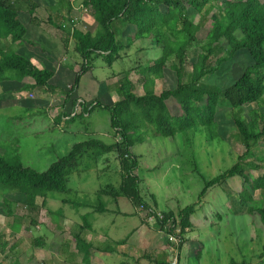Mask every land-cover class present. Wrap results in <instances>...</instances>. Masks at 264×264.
<instances>
[{
  "label": "trees",
  "instance_id": "obj_1",
  "mask_svg": "<svg viewBox=\"0 0 264 264\" xmlns=\"http://www.w3.org/2000/svg\"><path fill=\"white\" fill-rule=\"evenodd\" d=\"M66 1L67 13L75 6H81L78 14L68 15V24L57 22V17L55 21L52 18L49 21L61 32L65 51L70 38L74 39V50L81 62L72 85L63 90L62 104H67L70 109L65 114L60 113L56 121L64 115L70 116L71 109H75L72 118L75 119L96 107L104 108L110 113V126L118 138L109 143L98 138L75 142L42 171L24 165L17 150L11 149V152L0 154V185L16 191L30 209H37L46 204L47 192L69 191L68 175L78 167L79 160L89 149L105 153L115 151L121 168L120 183L117 187L108 184L98 190V204L93 210L106 211L102 196H109L114 201L125 197L136 208H141L146 217L153 216V226L165 233L170 257L155 259L154 264H170L175 254L182 264L183 248L186 256L199 259L201 242L187 237L197 202L177 210L159 209L154 194L150 195L152 204L147 202L140 193L139 160L132 148L142 142V134L149 129L147 125H152L156 134L173 141L177 133L188 130L204 131L208 140L221 141L216 113L219 105L225 103L233 113L229 122L235 127L244 152L224 172L204 180L198 199L203 198L210 187L239 176L242 178L241 190L235 195L226 191L233 214L251 217L255 227L259 222L264 226V205L261 199L252 196V191L264 192V153L255 155L252 151L255 144L264 141V0H71L70 5ZM37 7V0H0V42L8 38L12 43L22 42L26 26L20 13L28 12L35 22L37 18L33 13ZM87 18L94 20V29L86 25ZM140 40H149L152 48L158 47L161 53L142 64L123 69L117 86L118 100L109 98L104 103L97 98L89 102L78 101V82L82 74L90 71L93 56L101 57L111 66L117 59L124 60L123 53ZM25 44L42 62V67L35 65L28 54L0 47V81L20 80L26 76L32 82L25 84L23 90L47 92L61 87V78L56 72L61 58L32 41L27 40ZM239 54H246L248 61L242 64L240 72L228 85L219 88L205 81L206 76L215 74L224 63ZM167 66L176 75L173 88L164 83ZM130 71L140 72L137 84L132 82ZM158 80L164 85L161 89H156ZM251 156L252 159L244 160ZM253 169L255 174L251 172ZM247 201L251 204L245 206ZM63 203L70 202L63 199ZM3 204L2 210L10 215L11 203L3 200ZM85 219L86 216L83 222L89 227L90 223ZM173 235L177 236V241L171 239ZM73 236L77 251L88 264L92 243L79 232ZM9 239L0 234V255ZM41 241L39 236L34 245H41ZM260 249V255H264V243ZM115 251L116 247L109 253ZM15 264L19 262L15 261ZM241 264L246 262L242 260Z\"/></svg>",
  "mask_w": 264,
  "mask_h": 264
},
{
  "label": "rangeland",
  "instance_id": "obj_2",
  "mask_svg": "<svg viewBox=\"0 0 264 264\" xmlns=\"http://www.w3.org/2000/svg\"><path fill=\"white\" fill-rule=\"evenodd\" d=\"M66 2L57 0L49 4L51 8L56 6L52 8L53 21L57 17V22L60 20L68 24V15H64L65 20L55 15L59 11L65 13ZM79 11H75L74 7L69 15L75 12L77 15ZM40 16L46 18L47 14L41 13ZM91 23L92 20L87 18L86 25L93 29ZM48 28L49 39L45 37L39 42L34 38L32 41L44 45L61 58L63 68H72L70 64L77 63L74 64V77L81 62L74 50V39L70 38L65 51L60 40L61 32L52 25H48ZM24 40L26 43L27 38ZM160 53L158 47L152 48L149 40H140L127 53H123L124 60L117 59L111 66L101 57L93 56L90 71L80 76L76 96H82L88 102L95 98L102 103L108 102L109 98L118 100L117 86L123 76V69L142 64L148 58L158 57ZM247 61L246 54H239L224 63L215 74L206 76L205 81L219 88L225 87ZM140 76V72L130 71L132 82L137 84ZM164 80L167 87H175L176 75L168 66ZM64 83L57 90L58 98L64 95L61 91L69 89ZM163 86L158 80L156 89ZM6 92L1 97L7 96ZM31 93L35 102L41 96L57 101L54 92L45 95L42 92ZM54 112L41 106L34 110L19 105L1 106L0 153L16 149L24 165L42 171L57 157L65 154L75 142L98 138L109 143L118 138L111 129L107 109L96 107L88 115H78L73 121L62 124V130L52 119ZM231 114L225 103L219 105L216 118L221 141L208 140L204 131L196 130L177 133L173 141L156 134L153 126L147 125L149 129L142 134V142L132 148L139 160L137 175L140 193L147 202L152 204L151 194L155 195L161 209L177 210L197 202L187 237L199 240L202 248L199 259L186 256L183 248L182 264H241L242 260L246 264H264V255H260L264 243V226L259 222L255 227L251 217L234 215L227 197V190L234 195L241 190L242 178L234 176L225 184L214 185L203 198L198 199L204 180L224 172L244 152V146L235 134V127L229 122ZM252 151L255 155L263 154L264 141L255 144ZM87 152L79 160L78 167L68 175L69 191L47 192L46 204L37 209H30L21 195L0 185V234L4 239L10 238L4 253L0 255L1 264H15V261L19 264H86L82 253L75 247L73 234L78 232L92 243L88 264H154L155 259L167 260L170 257L165 233L153 226L154 220L147 218L145 212L136 208L127 198L120 197L114 201L109 196H102L106 211L100 213L93 210L98 204L96 192L108 184L117 187L121 180V168L115 151L105 153L89 149ZM255 171L253 169L251 172L255 174ZM252 196L256 200L261 199L264 205V192L252 191ZM63 199L70 203H63ZM3 200L11 203L10 215L2 210ZM250 204L247 201L245 206ZM84 216L90 223L89 227L83 222ZM39 236L46 244L34 245V240ZM120 240H123L122 243L117 245L116 242ZM115 247L116 251L109 253Z\"/></svg>",
  "mask_w": 264,
  "mask_h": 264
},
{
  "label": "crops",
  "instance_id": "obj_3",
  "mask_svg": "<svg viewBox=\"0 0 264 264\" xmlns=\"http://www.w3.org/2000/svg\"><path fill=\"white\" fill-rule=\"evenodd\" d=\"M37 1H38V4H39V7H37L34 10V13H33V15L37 18V20L35 22L32 21L31 20V16H30V14L28 12H21L20 13V19L26 26V33L24 35V39L27 38L28 41H32L35 38L39 42H42L43 38H45V37L48 38L49 37L48 25H52V24H50L49 20H50V18H53V13L54 12L52 11V8H55V6L51 8L49 6V4H53V3L57 2V0H37ZM68 1H69V5H70L72 1L71 0H68ZM75 1L77 2V0H75ZM75 1H73V3H75ZM77 4H79V3H77ZM78 7L79 6H75V9H78ZM71 11H73V9ZM41 13H46L47 14L46 18H42L40 16ZM65 14L69 15L70 13H67L66 11H65V13L64 12L61 13L59 11L58 13L56 12L55 15H57L58 17H63V19L65 20V18H64ZM45 23L47 24L46 27H45ZM91 24L93 25V29H94V20H92ZM28 27H29V29H28ZM32 42H34V41H32ZM4 43H6L5 47H4ZM37 44H39V43L37 42ZM41 46L44 47V45H41ZM0 47H2V48L3 47L4 48H12L14 50H17L18 52H22V53L28 54L30 56V59L34 62L35 65H37L38 67H42V62L36 56H34V54L31 53V51L27 47V44H25V40H23L20 43H18V42L12 43L11 40L8 38L5 41H1L0 42ZM61 64H62V61L57 66L56 72L58 73V75L61 78L60 79V83L62 84V83L65 82L64 86L67 89L68 86L70 87L71 84L74 81V77L75 76L73 77V75H74L73 73H75V71H76L75 67H74V64H77V63H71L72 65L70 64V66L72 68H66V67L63 68V66ZM62 76L65 77V78H63ZM31 82H32V80H30V78H28L26 76L23 77L20 80L0 81V107L1 106H6L7 104H9V105H19V106H21L23 108H26L27 110H29V109H33V110L37 109L38 106L39 107L40 106L44 107L46 110L52 109L53 111H55L54 114H53L54 117L52 119H53L54 122H57L56 125L59 126L60 130H62L61 127L65 123H67L68 121H73L74 120L72 118H73V115L75 113V110L71 109V113H70L71 115L70 116L64 115V116L61 117L60 120L56 121V118L59 116L60 113L61 114L62 113L65 114L67 112V109L68 110L70 109V107L68 108L67 104H64V106H63V104H62L63 103V97L61 98V96H60L58 98L59 92H57V90L60 89L61 87L53 88V89H51V90H49L47 92H42V91H39V90H36V89L23 90L24 85L28 84V83H31ZM77 89H78V87H77ZM5 90L7 91L6 92L7 96L1 97ZM31 92H33V93L42 92L43 95H45L46 93H50L51 94V93L54 92V93H56L54 98H56L57 101L47 100V99H44V98H48V97L41 98L42 97L41 96V97L37 98L38 101L35 102L36 100H34L35 99V98H33L34 95ZM61 92L64 93V91H61ZM14 94H16V96H13ZM18 94H20L21 97L18 98ZM81 100H84V98L82 96L78 95V101H81ZM88 114H89L88 112L84 113V115H88ZM0 154H2V153H0ZM42 243L46 244L44 242V240L41 241V245H42ZM39 250H43V249L39 248ZM57 250H58V248H57Z\"/></svg>",
  "mask_w": 264,
  "mask_h": 264
},
{
  "label": "built area",
  "instance_id": "obj_4",
  "mask_svg": "<svg viewBox=\"0 0 264 264\" xmlns=\"http://www.w3.org/2000/svg\"><path fill=\"white\" fill-rule=\"evenodd\" d=\"M80 8H81V6L78 7V9H80ZM31 95H32V94H31ZM158 215H159V217H161V215H160L159 213H158ZM147 218L152 219V220H154V222H155V219H154L153 216H148ZM176 231L178 232L179 229H176ZM171 239L177 241V236L173 235V236H171ZM176 253H177V252H176ZM170 264H180L179 261H178L177 254H175V256L170 260Z\"/></svg>",
  "mask_w": 264,
  "mask_h": 264
}]
</instances>
